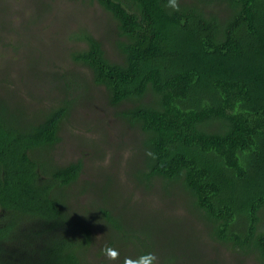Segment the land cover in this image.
Segmentation results:
<instances>
[{
	"label": "trees",
	"instance_id": "1",
	"mask_svg": "<svg viewBox=\"0 0 264 264\" xmlns=\"http://www.w3.org/2000/svg\"><path fill=\"white\" fill-rule=\"evenodd\" d=\"M75 1L105 13L103 37L83 27L69 34L70 58L112 104L133 103L122 116L144 133L138 183L159 182L166 196L185 192L213 241L264 264V0H178L179 11L168 0ZM68 77L76 97L88 94L83 76ZM70 104L64 97L28 116L0 98V264H123L156 255L109 207L99 209L105 244L91 251L95 223L70 200L82 162L52 157ZM19 234L26 239L11 253ZM121 239L130 251L122 258ZM105 245L119 260H103Z\"/></svg>",
	"mask_w": 264,
	"mask_h": 264
},
{
	"label": "rangeland",
	"instance_id": "2",
	"mask_svg": "<svg viewBox=\"0 0 264 264\" xmlns=\"http://www.w3.org/2000/svg\"><path fill=\"white\" fill-rule=\"evenodd\" d=\"M106 25L105 13L94 2L0 0V98L13 107L22 105L28 116L64 97L71 100L52 157L60 164L82 162L70 200L77 215L95 223L91 251L105 244L107 230L99 209L109 207L127 235L152 243L159 264L168 258L173 264H260L254 254L241 256L213 241L203 220L188 207L185 192L173 189L176 196L171 191L166 196L159 182L151 189L138 183L134 174L144 156L139 148L144 133L122 116L133 103L112 104L106 89L93 85L90 72L70 58L72 31L83 27L103 37ZM72 74L83 76L89 89L79 100L80 89L68 77ZM67 81L70 86L62 87ZM107 229L109 239H118ZM24 239L14 236L8 245L11 253ZM123 244L121 239V258L130 253Z\"/></svg>",
	"mask_w": 264,
	"mask_h": 264
},
{
	"label": "clouds",
	"instance_id": "3",
	"mask_svg": "<svg viewBox=\"0 0 264 264\" xmlns=\"http://www.w3.org/2000/svg\"><path fill=\"white\" fill-rule=\"evenodd\" d=\"M167 7L171 8L173 11H179L178 0H168ZM102 255L108 261H117L120 258L119 251L111 246L105 245L102 249ZM123 264H159L158 257L153 253L141 254L135 258L125 257Z\"/></svg>",
	"mask_w": 264,
	"mask_h": 264
}]
</instances>
